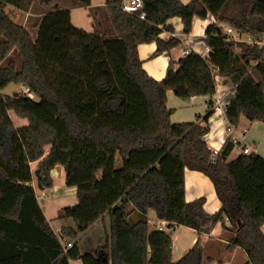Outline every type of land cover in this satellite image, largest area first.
<instances>
[{"label":"trees","instance_id":"1","mask_svg":"<svg viewBox=\"0 0 264 264\" xmlns=\"http://www.w3.org/2000/svg\"><path fill=\"white\" fill-rule=\"evenodd\" d=\"M38 1L50 5L54 0ZM77 1L91 5V0ZM122 1H107L112 37L76 27L69 10H58L41 18L34 39L8 9L27 11L33 0H0V90L21 83L37 97L0 92V264H70L73 259L212 264L201 236L174 262L169 232L149 229L151 210L169 227L183 225L199 235L211 234L221 222L234 233L228 251L241 247L248 263L264 264V157L251 152L227 161L235 148L228 140L213 162L208 128L196 121L173 123L167 97L168 90L181 98L213 95L217 68L236 83L228 121L238 126L245 117L264 123V45L235 41L223 27L260 38L264 0H143L145 19L123 11ZM208 14L216 20L204 38L208 56L190 54L176 71L170 64L161 81L144 70L140 44L156 42L157 54L169 52L181 44L177 36L161 37L174 31L171 18L180 17L189 34L195 17ZM10 111L28 124L16 127ZM37 161L44 188L53 187L51 173L58 165L65 169L67 186L77 188L79 202L59 214L76 224L62 228L75 240L69 249L51 228L31 185V163ZM187 168L212 180L222 202L218 212H206L204 197L186 201ZM105 214L111 219L109 241L95 254H82L79 238Z\"/></svg>","mask_w":264,"mask_h":264},{"label":"crops","instance_id":"2","mask_svg":"<svg viewBox=\"0 0 264 264\" xmlns=\"http://www.w3.org/2000/svg\"><path fill=\"white\" fill-rule=\"evenodd\" d=\"M108 0H91L90 6H85L77 0H54L50 5H39L44 8L43 12L33 11V5L37 3L33 0L27 11L9 7L13 16L21 20L23 19L24 26L29 27L28 22L34 21L33 29L38 31L41 18L48 12L58 10H69L71 12V21L74 26L83 28L89 32L99 30L105 36H114L111 19L108 14ZM183 3H188L191 0H181ZM39 18V20H38ZM213 22H216L215 17L208 14L207 17H195L193 21L192 31L189 34L184 33V24L178 16L169 20L174 28V31H163L161 37L168 39L174 35L181 39V44L173 48L169 52L156 53L157 43H143L138 47L139 57L142 60L144 70L154 79L163 80L172 64L176 71L181 66V60L188 57L183 54L185 48H191L192 54L204 56L206 47L204 38L206 30ZM223 25V24H222ZM29 29V28H28ZM30 30V29H29ZM236 32V31H235ZM234 32V33H235ZM233 33V34H234ZM235 41L242 40L240 35L235 38L230 36ZM236 51H240V47H236ZM236 83L228 78L220 77L219 85L213 95H197L190 98L178 97L173 90H168V107L172 109L171 121L173 123L198 122L203 127L208 128L206 140L212 152L218 153L223 146L228 142L230 134L228 131V121L219 112L212 111V114L205 119L209 110L212 109V101L214 95H219L223 98L225 105H228L234 96ZM10 117L16 127L28 124L26 118L17 116L13 111L9 112ZM237 128L243 132L251 152H255L264 157V124L261 121H250L242 117ZM50 145L46 146V155L50 151ZM235 149L236 152H235ZM244 154L243 147L235 146L233 151L228 156L227 161H232ZM45 155V156H46ZM40 161L31 163L33 173L37 170ZM53 187L40 189L38 180L33 174L31 185L34 187L40 206L54 232L63 242L72 241L68 235L63 233V227L74 229L75 221L72 218H59L60 211L67 206L75 205L79 202L76 187H69L66 184V172L63 166L58 165L52 171ZM201 197L205 198L204 208L207 213L214 214L222 207V202L219 199L215 186L212 180L203 172L185 170V198L187 202H192ZM132 210V207L130 208ZM131 220L137 221L138 216L132 213ZM164 221L158 218L153 210L149 212V229L152 231ZM229 224V223H228ZM264 233V224L261 227ZM170 234L173 240V261L177 262L183 258L195 245L199 236H201L202 245L205 251V257L212 264H250L246 252L237 247L233 251H228L227 246L234 233L225 229L219 222L211 234L199 235V233L183 225H178ZM111 219L109 214H105L97 220L86 233L81 235L78 241V247L82 254H95L97 249L105 244L110 239ZM168 232V231H167ZM70 264H83L81 259H73Z\"/></svg>","mask_w":264,"mask_h":264},{"label":"built area","instance_id":"3","mask_svg":"<svg viewBox=\"0 0 264 264\" xmlns=\"http://www.w3.org/2000/svg\"><path fill=\"white\" fill-rule=\"evenodd\" d=\"M121 9L127 13L138 15V17L140 19L146 18V12L144 11L143 0H123L121 2ZM223 27L229 36H231V34H233L235 32V29L232 26H223ZM239 41H243V42H246V43L251 44V45H258V46L264 45V37H262V36H260V38H256V37H253L252 35H246L245 39H242ZM210 51H211V48L209 46H207L206 47V53L203 57L208 56ZM182 52L185 56H189L190 54H192L193 50L191 48H185ZM213 75L215 77L216 87H217L219 85L220 77H221L218 73L217 68L213 69ZM234 91H235V89H234ZM21 94L26 95V96L33 98V99L35 97L34 93L30 90V88L27 85H23V90H22ZM212 102H213V104H212L211 109L215 112H219L220 114H222L225 117V119L228 121V119L226 117L227 105H225L223 98L216 94V95H214ZM228 123H229L228 124V131L230 134L229 140L232 141L235 144V146L243 147V151L245 154L251 153V148L248 145L246 138L243 135V132L240 131L237 128V126L231 124L229 121H228ZM218 154L219 153L217 151L212 153L211 160L213 162H215L217 160ZM177 226L178 225L174 224L172 227H169L167 221H161L160 224L156 228L160 229V230H166L167 231V230H173ZM63 246H64L65 250L69 249L73 246V242L72 241L63 242Z\"/></svg>","mask_w":264,"mask_h":264},{"label":"rangeland","instance_id":"4","mask_svg":"<svg viewBox=\"0 0 264 264\" xmlns=\"http://www.w3.org/2000/svg\"><path fill=\"white\" fill-rule=\"evenodd\" d=\"M37 3H35L33 5V11H37V12H43L45 9L42 8L40 5H39V1L36 0ZM32 4V3H31ZM31 6V5H30ZM18 14H16V16H13L12 14V19L17 22V23H20V24H23L24 25V22H23V19H19L17 17ZM39 20V18H38ZM28 25H29V29H30V32L33 36V38L35 39L37 37V34H38V31H35L33 29V27H35V22L34 21H30L28 22ZM224 26H230V25H224ZM236 31V30H235ZM237 35H240V38L242 39H245L246 38V34H240L238 33L237 31L234 33V34H231V36L233 38H235ZM107 37V36H106ZM108 37H111V36H108ZM262 37H264V34H262ZM22 90H23V84L21 83H10L8 84L7 86H5L3 89L0 90V92L4 95H8V96H12V97H16L18 95H20L22 93ZM34 99H37V97L35 96ZM264 124V123H263ZM237 149H235V152H236ZM117 166H121V160H118V164ZM170 234H172L174 231L173 230H167Z\"/></svg>","mask_w":264,"mask_h":264},{"label":"water","instance_id":"5","mask_svg":"<svg viewBox=\"0 0 264 264\" xmlns=\"http://www.w3.org/2000/svg\"><path fill=\"white\" fill-rule=\"evenodd\" d=\"M34 173H35V176H36V178H37V180H38V187H39L40 189H44L43 185L41 184V174H40V170L37 169V170H35ZM52 174H53V172H52Z\"/></svg>","mask_w":264,"mask_h":264}]
</instances>
